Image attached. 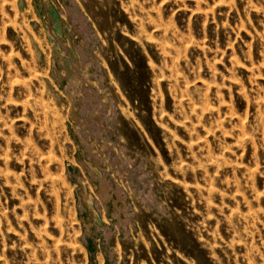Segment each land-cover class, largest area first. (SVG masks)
I'll list each match as a JSON object with an SVG mask.
<instances>
[{
    "label": "rangeland",
    "instance_id": "374dc122",
    "mask_svg": "<svg viewBox=\"0 0 264 264\" xmlns=\"http://www.w3.org/2000/svg\"><path fill=\"white\" fill-rule=\"evenodd\" d=\"M0 264H264V0H0Z\"/></svg>",
    "mask_w": 264,
    "mask_h": 264
},
{
    "label": "bare ground",
    "instance_id": "6f19581e",
    "mask_svg": "<svg viewBox=\"0 0 264 264\" xmlns=\"http://www.w3.org/2000/svg\"><path fill=\"white\" fill-rule=\"evenodd\" d=\"M85 200H87V198H85Z\"/></svg>",
    "mask_w": 264,
    "mask_h": 264
}]
</instances>
